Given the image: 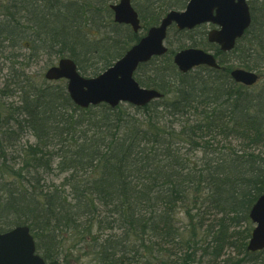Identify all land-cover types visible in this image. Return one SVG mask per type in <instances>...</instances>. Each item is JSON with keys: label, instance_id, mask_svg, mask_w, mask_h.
Segmentation results:
<instances>
[{"label": "trees", "instance_id": "1", "mask_svg": "<svg viewBox=\"0 0 264 264\" xmlns=\"http://www.w3.org/2000/svg\"><path fill=\"white\" fill-rule=\"evenodd\" d=\"M115 1L4 0L0 52L10 41L96 76L188 2L133 0L135 33L114 22ZM249 5L251 26L231 52L208 43L206 27L171 28L168 53L135 73L163 93L143 107L82 109L64 80L37 83L12 66L0 83V232L28 225L47 264H244L254 254L264 263V251L247 249L264 193V83L230 75L235 62L264 68V0ZM187 46L214 50L222 68L180 72L173 55Z\"/></svg>", "mask_w": 264, "mask_h": 264}, {"label": "water", "instance_id": "2", "mask_svg": "<svg viewBox=\"0 0 264 264\" xmlns=\"http://www.w3.org/2000/svg\"><path fill=\"white\" fill-rule=\"evenodd\" d=\"M117 23L129 24L135 32L141 25L132 0H120L111 5ZM252 22L248 0H189L185 10H171L158 26L151 27L122 58L96 77H84L71 58H62L45 72L50 80H67V90L74 104L88 108L102 103L115 108L120 103L142 107L162 94L156 89L144 88L136 81L134 74L140 64L154 56L167 53L165 39L170 26L192 30L195 27L213 23L219 28L208 32V40L217 43L221 50L231 51L237 40L242 38ZM174 63L186 73L200 65L219 68L213 53L201 48L190 47L178 51ZM236 82L253 85L259 75L256 72L237 68L231 72ZM250 218L255 224L248 243V250L264 249V193L254 203ZM0 264H46L37 253L35 239L27 225L0 233Z\"/></svg>", "mask_w": 264, "mask_h": 264}, {"label": "rangeland", "instance_id": "3", "mask_svg": "<svg viewBox=\"0 0 264 264\" xmlns=\"http://www.w3.org/2000/svg\"><path fill=\"white\" fill-rule=\"evenodd\" d=\"M4 0H0V5H2V2ZM118 0H116L115 2H117ZM114 3V2H113ZM156 7L158 8V4H156ZM2 10L0 9V20L3 19V15H2ZM173 31L171 32V39L175 42L177 41L176 39L178 38V36L172 35ZM197 39H199V36L196 34ZM9 43V45H8ZM12 42L8 41L5 44L8 46L6 48V50L4 51V53L0 52V83L4 82L6 80V78L8 76H10L11 71H12V66L14 68H21L23 70H25V73L32 77L34 79L35 82L37 83H46L48 80L45 79L44 74L46 72V70L53 64H56L58 62V60L60 59V57L56 56V55H49L47 53H43L40 52L38 53V55L34 54L32 51H30V49L26 48H21L18 50V47H12L11 44ZM168 46V45H167ZM169 47V46H168ZM204 48V46H199ZM210 50V49H209ZM212 52H214V50L211 49ZM17 53H21L22 56L16 55ZM24 54L28 57H30V54H33L31 61L28 62L27 60H25L23 58ZM24 59V60H23ZM233 67H241L240 64L238 63H234ZM256 71L260 76V85H262L264 83V68L262 69V72L259 73V71ZM86 77H91V75L88 74H83ZM46 82H45V81ZM51 84H57L58 81L55 82H50ZM61 84V81H59ZM259 86H256V88H258ZM26 141H30L33 142L34 141V136H32L31 134L27 135L24 138L23 143H25ZM263 148V147H262ZM264 149V148H263ZM264 151V150H263ZM54 180L56 184H58L59 182H61V175L60 176H56L53 175L51 177L48 178V181H52ZM253 224V223H252ZM254 227V224H253ZM231 255H233V258H237L234 254L231 253ZM230 257V255H228ZM228 256H226L225 258H228ZM242 258L244 257L243 255L239 256L238 258ZM244 264H264L259 262V260L257 259V255H249L246 257L245 259V263Z\"/></svg>", "mask_w": 264, "mask_h": 264}, {"label": "flooded vegetation", "instance_id": "4", "mask_svg": "<svg viewBox=\"0 0 264 264\" xmlns=\"http://www.w3.org/2000/svg\"><path fill=\"white\" fill-rule=\"evenodd\" d=\"M199 27H200V28H201V27H206V29H207V27H208V28H213V29L217 28L215 25H213V24H211V23H210L209 25H208V24H203V25H200Z\"/></svg>", "mask_w": 264, "mask_h": 264}]
</instances>
